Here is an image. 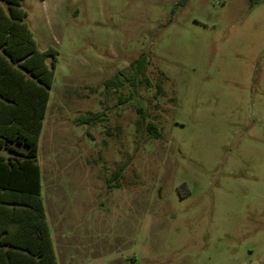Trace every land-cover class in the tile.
<instances>
[{
  "label": "rangeland",
  "instance_id": "374dc122",
  "mask_svg": "<svg viewBox=\"0 0 264 264\" xmlns=\"http://www.w3.org/2000/svg\"><path fill=\"white\" fill-rule=\"evenodd\" d=\"M179 1L22 0L57 264H264V0Z\"/></svg>",
  "mask_w": 264,
  "mask_h": 264
},
{
  "label": "trees",
  "instance_id": "16d2710c",
  "mask_svg": "<svg viewBox=\"0 0 264 264\" xmlns=\"http://www.w3.org/2000/svg\"><path fill=\"white\" fill-rule=\"evenodd\" d=\"M26 18L22 0H0V264H57L37 162L57 52L38 49ZM145 64L132 63V81ZM147 130L159 137L155 125Z\"/></svg>",
  "mask_w": 264,
  "mask_h": 264
},
{
  "label": "crops",
  "instance_id": "0c3cea01",
  "mask_svg": "<svg viewBox=\"0 0 264 264\" xmlns=\"http://www.w3.org/2000/svg\"><path fill=\"white\" fill-rule=\"evenodd\" d=\"M48 223V222H47ZM49 225V224H48Z\"/></svg>",
  "mask_w": 264,
  "mask_h": 264
}]
</instances>
